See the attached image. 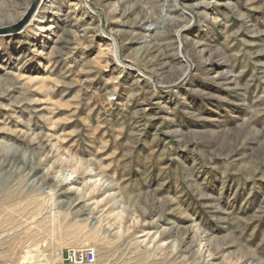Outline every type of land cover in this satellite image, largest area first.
I'll return each mask as SVG.
<instances>
[{
    "label": "rangeland",
    "instance_id": "374dc122",
    "mask_svg": "<svg viewBox=\"0 0 264 264\" xmlns=\"http://www.w3.org/2000/svg\"><path fill=\"white\" fill-rule=\"evenodd\" d=\"M38 5L0 35V264H264V0Z\"/></svg>",
    "mask_w": 264,
    "mask_h": 264
},
{
    "label": "water",
    "instance_id": "95a60500",
    "mask_svg": "<svg viewBox=\"0 0 264 264\" xmlns=\"http://www.w3.org/2000/svg\"><path fill=\"white\" fill-rule=\"evenodd\" d=\"M40 0H33L29 11L26 13V15L21 18L17 23L9 26V27H4V28H0V35H5V34H17L18 32H20L24 26L28 23L32 13L34 12V10L36 9V7L38 6Z\"/></svg>",
    "mask_w": 264,
    "mask_h": 264
},
{
    "label": "built area",
    "instance_id": "2783aa9c",
    "mask_svg": "<svg viewBox=\"0 0 264 264\" xmlns=\"http://www.w3.org/2000/svg\"><path fill=\"white\" fill-rule=\"evenodd\" d=\"M68 260L74 264L94 263L95 253L92 249H86L83 252H72L68 255Z\"/></svg>",
    "mask_w": 264,
    "mask_h": 264
},
{
    "label": "bare ground",
    "instance_id": "6f19581e",
    "mask_svg": "<svg viewBox=\"0 0 264 264\" xmlns=\"http://www.w3.org/2000/svg\"><path fill=\"white\" fill-rule=\"evenodd\" d=\"M44 1L45 0H43V3H44ZM177 1H179V0H173V2L175 3V5H176V3H177ZM183 2V1H182ZM180 3V2H179ZM178 3V4H179ZM41 5V4H40ZM39 5L36 7V9L34 10V12L32 13V15H31V17H30V19H29V21H28V23L24 26V29H26V28H29V27H31L33 24H34V22L35 21H39V19L37 18L38 17V13H39V9L41 8V7H39ZM41 29V28H40ZM148 29V28H147ZM150 29V28H149ZM149 29H148V31H149ZM152 29V28H151ZM145 31H146V29H145ZM113 197V196H112Z\"/></svg>",
    "mask_w": 264,
    "mask_h": 264
}]
</instances>
